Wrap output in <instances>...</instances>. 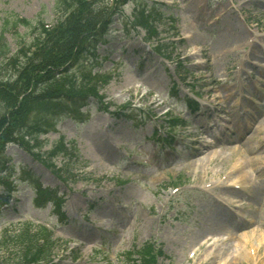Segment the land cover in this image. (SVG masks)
Instances as JSON below:
<instances>
[{
  "label": "rangeland",
  "instance_id": "1",
  "mask_svg": "<svg viewBox=\"0 0 264 264\" xmlns=\"http://www.w3.org/2000/svg\"><path fill=\"white\" fill-rule=\"evenodd\" d=\"M120 1H96L114 13L107 41L71 59L69 78L96 74L99 89L82 121L55 104L47 135L0 155V174L16 184L0 208V264H16L15 235L38 225L55 245L27 264H264V0ZM56 3L0 0V34L14 48V20L54 23ZM157 8L158 36L129 26ZM5 112L0 104V122ZM37 189L58 206L37 207ZM234 204L245 218L226 226ZM207 218L219 229L198 237ZM244 233L257 238H231Z\"/></svg>",
  "mask_w": 264,
  "mask_h": 264
},
{
  "label": "trees",
  "instance_id": "2",
  "mask_svg": "<svg viewBox=\"0 0 264 264\" xmlns=\"http://www.w3.org/2000/svg\"><path fill=\"white\" fill-rule=\"evenodd\" d=\"M96 1L57 0L56 20L52 24L41 18L30 20L17 17L12 24L14 48L5 37L4 29L1 32L0 104L6 112L0 122V155L11 141L28 138L36 142L41 134L48 132V122L57 119L52 116L58 105L67 108L60 117L82 119V110L88 106L87 98L93 95V91L98 93L99 89L94 86V78L89 73L85 81L80 77L69 78V69L74 63L71 59L95 56L99 44L107 41L113 23L114 13L111 11L108 14V3L98 6ZM154 11L155 16L160 18L161 9ZM117 12H122V9ZM87 17H93L92 21L87 26L81 25ZM20 24L26 28L23 33L17 31ZM129 26L134 29L141 27L147 36L152 35L151 39L159 34L151 12L148 15L135 14ZM158 43L156 49L160 51L163 43ZM3 72L7 73V77ZM66 77L67 81L63 83ZM48 196V192L38 190L36 203L45 204L51 199ZM5 197L10 196L0 195V206L9 203ZM52 238V232L44 226H37L34 232L17 233L13 241L19 248L16 264L30 263L39 252L49 253L55 245Z\"/></svg>",
  "mask_w": 264,
  "mask_h": 264
},
{
  "label": "bare ground",
  "instance_id": "3",
  "mask_svg": "<svg viewBox=\"0 0 264 264\" xmlns=\"http://www.w3.org/2000/svg\"><path fill=\"white\" fill-rule=\"evenodd\" d=\"M169 112V111H168ZM167 112V113H168ZM179 121V120H178ZM258 132H263V130H258ZM103 146V149H104V153L105 154H107V151H105V148H106V146L105 145H101V147ZM107 149L110 151V152H112L113 153V151L111 150V148L110 147H108L107 146ZM195 162H189V165H191V164H194ZM252 165V164H251ZM234 177H235V175H234ZM238 178H240V175L238 176ZM238 178H229V180L231 181V182H238ZM217 227V228H216ZM221 227V226H220ZM213 229H219V227H218V225L216 226V221H215V219L214 218H207L206 219V224L204 225V227H202V229H200V234H199V236L198 237H201V236H203L206 232H210V231H212ZM253 235H249L248 233H244V234H241V235H237V234H233L232 235V239H234V238H238V239H242V238H247V239H249V241L251 242L254 238H257V236H255V237H252ZM260 242L258 243V246H257V250H258V253L259 254H262L263 252H264V236L262 237V238H260V240H259ZM205 245L202 243V244H200V246L198 247V249L197 250H195V251H192V253H194L195 252V254H197V252L199 251V250H201L203 247H204ZM220 259H221V255L220 254H217V255H215L214 257H212V259L211 260H217V261H220Z\"/></svg>",
  "mask_w": 264,
  "mask_h": 264
}]
</instances>
